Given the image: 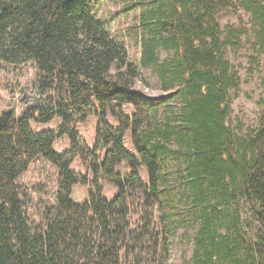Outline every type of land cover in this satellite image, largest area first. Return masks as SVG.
Returning a JSON list of instances; mask_svg holds the SVG:
<instances>
[{
  "label": "trees",
  "instance_id": "16d2710c",
  "mask_svg": "<svg viewBox=\"0 0 264 264\" xmlns=\"http://www.w3.org/2000/svg\"><path fill=\"white\" fill-rule=\"evenodd\" d=\"M232 1L115 0L119 11L102 19L101 0H0V63L32 61L47 95L19 117L0 113V264H173L175 239L192 246L186 264H264V113L239 145L227 124L239 77L218 20ZM236 5L264 56V0ZM135 11L125 36L140 46L138 63L124 34L109 30ZM142 69L163 94L133 89ZM122 104L133 106L130 116ZM90 114L100 120L88 148L75 124ZM55 116V129L31 130L30 120ZM128 131L133 154L123 146ZM62 135L70 147L56 152ZM39 155L58 173L54 203L33 225L16 179ZM77 156L91 182L70 170ZM122 162L130 172L115 171ZM75 183L89 185L87 201L70 198ZM103 183L117 188L112 200Z\"/></svg>",
  "mask_w": 264,
  "mask_h": 264
},
{
  "label": "rangeland",
  "instance_id": "374dc122",
  "mask_svg": "<svg viewBox=\"0 0 264 264\" xmlns=\"http://www.w3.org/2000/svg\"><path fill=\"white\" fill-rule=\"evenodd\" d=\"M236 5V0L221 13L218 20L221 29V42L224 57L230 62L239 77V88L231 93L230 116L227 124L233 132L236 143L239 145L243 139L249 137L260 123L264 113V56H258L256 44L252 37L249 15L243 8ZM121 4L115 0H101L99 17L104 19V11L117 12ZM137 11L128 12L125 16L120 14L109 25L112 35L122 32L125 36V28L134 23ZM233 37H229L230 34ZM227 41V45L223 42ZM128 59L138 63L140 46L133 37H124ZM160 59L168 58L163 50L159 51ZM41 78L32 61L22 64L0 63V113L12 111L16 117L21 116L29 107L45 102L46 93L40 87ZM133 89H137L148 96H158L164 92L159 86L155 73L150 69H142L133 82ZM122 111L130 116L133 112L131 104H122ZM104 119L114 128L118 126L115 118L106 114ZM100 120L99 115L90 114L83 121L75 124L79 137L88 148L94 143L95 128ZM60 123V118L55 116L48 122L29 121L33 132L55 129ZM123 146L128 153L134 150L130 141L129 131L123 138ZM70 147L67 135H62L54 140L52 149L62 152ZM105 149L102 150V154ZM70 170L86 175L91 182L92 177L88 169L80 161V156L75 157L70 165ZM116 172L128 173L129 167L122 162L115 167ZM143 181H146V173L143 168L139 170ZM58 170L42 155L34 158L28 165L27 170L16 179L17 184L25 191L23 197L26 216L29 221L36 225L42 212L47 206L54 203L56 178ZM89 185L75 183L72 186L70 198L77 203L88 200ZM117 195V188L111 184L103 183L101 196L106 200H112ZM192 246L181 245L175 239L169 251L168 262L173 264H186L191 257Z\"/></svg>",
  "mask_w": 264,
  "mask_h": 264
}]
</instances>
